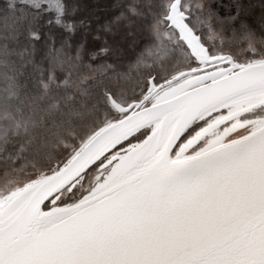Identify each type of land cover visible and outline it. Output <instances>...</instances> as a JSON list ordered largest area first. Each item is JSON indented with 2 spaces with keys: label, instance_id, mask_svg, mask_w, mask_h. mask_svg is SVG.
<instances>
[{
  "label": "water",
  "instance_id": "1",
  "mask_svg": "<svg viewBox=\"0 0 264 264\" xmlns=\"http://www.w3.org/2000/svg\"><path fill=\"white\" fill-rule=\"evenodd\" d=\"M183 1L164 21L197 66L109 95L117 119L2 199L0 264H264V59L212 55Z\"/></svg>",
  "mask_w": 264,
  "mask_h": 264
},
{
  "label": "trees",
  "instance_id": "2",
  "mask_svg": "<svg viewBox=\"0 0 264 264\" xmlns=\"http://www.w3.org/2000/svg\"><path fill=\"white\" fill-rule=\"evenodd\" d=\"M171 1L0 0L2 163L33 177L54 171L119 117L109 95L128 104L149 76L197 66L163 34ZM187 2L188 23L211 54L264 58V0ZM95 169L61 203L83 195Z\"/></svg>",
  "mask_w": 264,
  "mask_h": 264
},
{
  "label": "rangeland",
  "instance_id": "3",
  "mask_svg": "<svg viewBox=\"0 0 264 264\" xmlns=\"http://www.w3.org/2000/svg\"><path fill=\"white\" fill-rule=\"evenodd\" d=\"M173 0L171 1V4H172ZM192 9V4L190 2H187V0H184L183 3H182V10L183 12L188 15V10ZM168 15V14H167ZM189 17V15H188ZM189 20V18H188ZM165 22V21H164ZM166 25H165V28L166 30H164L163 34H165V36L172 42V43H178V44H181V41L179 40V37H178V34L171 28L168 27V23L165 22ZM192 28V27H191ZM194 30V29H193ZM195 31V30H194ZM197 34V33H196ZM199 35V34H198ZM200 36V35H199ZM201 37V36H200ZM202 39V38H201ZM203 42V41H202ZM205 45V44H204ZM206 46V45H205ZM208 47V46H207ZM209 49V48H208ZM210 51V50H209ZM211 53V52H210ZM212 55H220L219 53H212ZM260 59H264V58H260ZM147 64V63H146ZM196 66H192L190 68H182L180 70H178L177 72L173 73L172 75L168 76V78H164V79H160L159 77H156V75H151L147 78V85H146V89L144 91L143 94H141V98L139 100H141L147 93L148 89H149V80L151 78H154V82L156 85L160 84V83H163L165 82L166 80L170 79L172 76H174L175 74H178L182 71H185V70H189L191 68H194ZM160 79V80H159ZM137 100V101H139ZM152 100V99H151ZM131 103V102H130ZM129 104V103H128ZM127 103L126 104H122V105H128ZM76 151V149H73L71 151V154L70 156L67 158V160L71 157V155ZM66 160V161H67ZM64 163V162H63ZM62 163V164H63ZM62 164L58 165L57 168H59ZM55 168V170L57 169ZM107 171V169L105 170H102V171H99L98 170V167L94 170L93 172V175L94 177L92 178V180L90 181L89 184H87V187L85 188V192L91 187L92 185V182L101 174L105 173ZM53 171H50V172H43V173H40V174H37L36 176H30L29 174H26V173H18V172H15L14 171V166H11V164L9 163H2V161L0 160V202L2 201V199L6 196H8L9 194H11L13 191L19 189L20 187L26 185L27 183L31 182L32 180L38 178V177H41V176H44L48 173H51ZM85 181V179H84ZM84 181L82 183H84ZM82 183H80L79 185H81ZM78 185V186H79ZM67 195H71L69 193H66L64 195L67 196ZM79 197V196H77ZM75 197V198H77ZM63 198V197H62ZM61 198V199H62ZM74 198V199H75ZM61 199H60V204L61 203ZM72 201V200H70ZM69 202V201H67ZM66 203V202H65Z\"/></svg>",
  "mask_w": 264,
  "mask_h": 264
},
{
  "label": "flooded vegetation",
  "instance_id": "4",
  "mask_svg": "<svg viewBox=\"0 0 264 264\" xmlns=\"http://www.w3.org/2000/svg\"><path fill=\"white\" fill-rule=\"evenodd\" d=\"M256 116H261V114L258 113L257 115H254V116H252V117H256ZM204 125H205V124H204ZM191 135H192V134H191ZM191 135H188V137L191 136ZM188 137H186V138H188ZM186 138H185V140H186Z\"/></svg>",
  "mask_w": 264,
  "mask_h": 264
}]
</instances>
